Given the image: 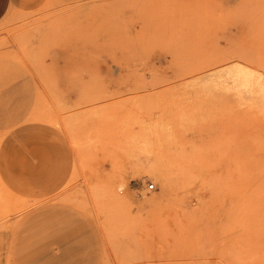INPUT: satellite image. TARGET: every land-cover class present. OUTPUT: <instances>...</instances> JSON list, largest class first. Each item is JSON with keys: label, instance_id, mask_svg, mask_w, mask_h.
<instances>
[{"label": "rangeland", "instance_id": "obj_1", "mask_svg": "<svg viewBox=\"0 0 264 264\" xmlns=\"http://www.w3.org/2000/svg\"><path fill=\"white\" fill-rule=\"evenodd\" d=\"M25 80L0 264H264V0H2Z\"/></svg>", "mask_w": 264, "mask_h": 264}, {"label": "crops", "instance_id": "obj_2", "mask_svg": "<svg viewBox=\"0 0 264 264\" xmlns=\"http://www.w3.org/2000/svg\"><path fill=\"white\" fill-rule=\"evenodd\" d=\"M1 1L0 0V4H1ZM66 1H79V0H66ZM27 80H25L24 82H19V83H12L11 86H9L7 89L3 90L0 92V96L3 95V94H6L8 92H11L12 90L18 88L19 86H22Z\"/></svg>", "mask_w": 264, "mask_h": 264}, {"label": "clouds", "instance_id": "obj_3", "mask_svg": "<svg viewBox=\"0 0 264 264\" xmlns=\"http://www.w3.org/2000/svg\"><path fill=\"white\" fill-rule=\"evenodd\" d=\"M125 187H126V185H120V186L118 187V191L123 192ZM154 187H155V184H153V185H149V186H147L146 189L142 190L140 194L144 197V196L147 195L148 192H151V191L153 190Z\"/></svg>", "mask_w": 264, "mask_h": 264}, {"label": "built area", "instance_id": "obj_4", "mask_svg": "<svg viewBox=\"0 0 264 264\" xmlns=\"http://www.w3.org/2000/svg\"><path fill=\"white\" fill-rule=\"evenodd\" d=\"M150 185H153V183H151Z\"/></svg>", "mask_w": 264, "mask_h": 264}]
</instances>
